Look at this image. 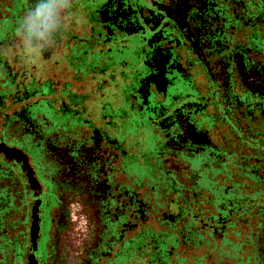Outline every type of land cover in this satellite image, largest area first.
I'll return each mask as SVG.
<instances>
[{"label": "trees", "instance_id": "obj_1", "mask_svg": "<svg viewBox=\"0 0 264 264\" xmlns=\"http://www.w3.org/2000/svg\"><path fill=\"white\" fill-rule=\"evenodd\" d=\"M30 2L0 0V147L19 150L26 158L40 185L39 211L55 210L56 236L69 201L82 203L88 233L81 257L64 263L54 250V264H182L168 259L178 245H211L205 238L213 240L216 234L205 225L216 224V218L202 221L194 214L196 189L169 175L166 187V145L149 132L146 108L137 97L138 78L132 75L127 86L122 77L117 98L102 88L82 93V79L100 75L103 68L98 43L91 37L87 41L76 24L77 6L70 10L58 45L36 53L23 50L14 31ZM195 177L190 174L186 181ZM186 192L194 194L191 202ZM13 194L22 197L24 209V242L17 248L18 236L11 243L4 239V217L16 205ZM166 195H172L171 206L177 209L171 220L166 218ZM35 201L26 174L0 153V264H28ZM258 215L264 232V212ZM47 257H40L38 246L37 264H47Z\"/></svg>", "mask_w": 264, "mask_h": 264}, {"label": "flooded vegetation", "instance_id": "obj_2", "mask_svg": "<svg viewBox=\"0 0 264 264\" xmlns=\"http://www.w3.org/2000/svg\"><path fill=\"white\" fill-rule=\"evenodd\" d=\"M74 3L103 68L82 79V93L104 89L117 98L121 78L129 86L136 76L149 132L166 145V175H196L192 189L206 186L207 172L264 188V0ZM216 211L207 218L216 224L205 227L218 236L233 211ZM66 222L58 220L59 233Z\"/></svg>", "mask_w": 264, "mask_h": 264}, {"label": "rangeland", "instance_id": "obj_3", "mask_svg": "<svg viewBox=\"0 0 264 264\" xmlns=\"http://www.w3.org/2000/svg\"><path fill=\"white\" fill-rule=\"evenodd\" d=\"M77 22L79 21L77 20ZM129 56L134 58L133 54ZM14 175H16L15 172ZM169 176L177 178L179 184L184 182L187 189H192V183L186 181L189 175L169 174ZM204 176V179L207 180L206 183L209 184L205 183V185L211 189L206 186L196 189L197 209L194 214L205 221L206 218L214 215L217 209L226 214L232 213V211L233 213L228 215V220L224 224L225 227L218 233L219 237L216 236L213 240L208 237L205 238L212 243L211 245L204 241L194 249H187L178 245L177 249L172 250L168 257L170 263L182 261V264H264V232H261L258 227L260 219L258 214L264 212V188H248L244 185H237L239 180H235L230 174L214 176L213 173L207 172ZM167 181L166 175V187ZM10 185L12 186L13 183ZM214 188L216 189L214 190ZM7 190L8 187L5 184L4 194ZM12 192H10L11 196ZM13 195L16 197V205L4 217V239L11 243L14 235L18 236L17 248L24 242L21 235L23 226L20 224L24 220V209L20 201L22 197L20 196L18 199L17 194ZM193 195V193L186 192V201L191 202L194 198ZM222 195H226L227 198L223 200ZM171 198L172 195H166V206ZM77 201V199L76 201H69L66 222L68 226L65 232L57 235V241L55 240L57 236L54 233L56 220L53 218L55 210L51 209L49 212L48 208L43 212V235L39 242V255L40 257L44 254L48 255L45 260L47 264H54V250L57 252V258L62 259L64 263L67 260L70 263L78 262L81 257L82 247L88 233V222L82 203ZM245 203L246 206H244ZM185 206L186 203H182L181 209H184ZM170 212L176 214L177 209L171 207ZM63 220L66 219L63 218ZM168 230L169 227L166 225V232ZM10 253L13 256L14 252L11 249Z\"/></svg>", "mask_w": 264, "mask_h": 264}, {"label": "clouds", "instance_id": "obj_4", "mask_svg": "<svg viewBox=\"0 0 264 264\" xmlns=\"http://www.w3.org/2000/svg\"><path fill=\"white\" fill-rule=\"evenodd\" d=\"M74 0H31L15 20L18 44L28 52L42 53L54 48L66 30Z\"/></svg>", "mask_w": 264, "mask_h": 264}, {"label": "water", "instance_id": "obj_5", "mask_svg": "<svg viewBox=\"0 0 264 264\" xmlns=\"http://www.w3.org/2000/svg\"><path fill=\"white\" fill-rule=\"evenodd\" d=\"M0 153L6 155L11 161H15L19 167L26 174L28 183L30 185V189L34 192V197L36 201L31 209V217H30V227H29V239H30V253L28 256V264H37L35 259V254L37 251V240L39 238V230H40V217H39V207H40V185L35 178L34 173L31 171L26 158L19 150L9 149L6 146L1 149Z\"/></svg>", "mask_w": 264, "mask_h": 264}]
</instances>
